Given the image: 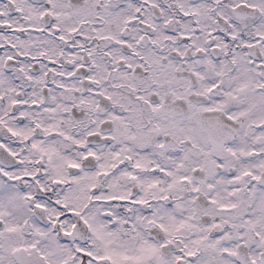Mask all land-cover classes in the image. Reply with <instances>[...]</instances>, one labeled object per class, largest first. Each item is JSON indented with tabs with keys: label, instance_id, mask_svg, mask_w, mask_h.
<instances>
[{
	"label": "snow or ice",
	"instance_id": "6c2138e0",
	"mask_svg": "<svg viewBox=\"0 0 264 264\" xmlns=\"http://www.w3.org/2000/svg\"><path fill=\"white\" fill-rule=\"evenodd\" d=\"M0 264H264V0H0Z\"/></svg>",
	"mask_w": 264,
	"mask_h": 264
}]
</instances>
